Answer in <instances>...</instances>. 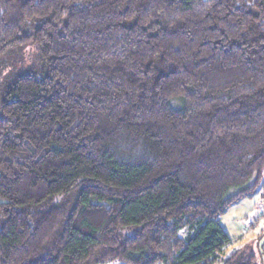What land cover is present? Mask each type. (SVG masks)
Segmentation results:
<instances>
[{
  "label": "trees",
  "instance_id": "16d2710c",
  "mask_svg": "<svg viewBox=\"0 0 264 264\" xmlns=\"http://www.w3.org/2000/svg\"><path fill=\"white\" fill-rule=\"evenodd\" d=\"M7 59L0 264H264V0H0Z\"/></svg>",
  "mask_w": 264,
  "mask_h": 264
},
{
  "label": "rangeland",
  "instance_id": "374dc122",
  "mask_svg": "<svg viewBox=\"0 0 264 264\" xmlns=\"http://www.w3.org/2000/svg\"><path fill=\"white\" fill-rule=\"evenodd\" d=\"M32 44H29L28 47L24 51V57L27 63L26 67H29L33 64L34 61V47ZM16 54V53H15ZM14 59H7L1 64L0 71V96L1 90L4 87L5 83H7L12 74L9 70L12 66H14ZM25 64V63H24ZM20 70H23L21 67ZM264 187V181L263 186ZM261 188V189H262ZM261 189L258 193L251 197H245L237 204L231 206L228 212L223 216L222 223L224 226L228 228L230 233L233 235L234 241L232 245L228 248V251L234 250L235 248H239L245 246L247 244H251L255 249L256 244V236L258 235V230L264 229V194H261ZM264 192V188L262 189ZM252 222V223H251ZM255 224V227L252 226ZM257 230V232H256ZM255 237V239H254ZM257 250V248H256ZM264 255V254H263ZM104 264H131L125 262L123 260H114L109 261Z\"/></svg>",
  "mask_w": 264,
  "mask_h": 264
},
{
  "label": "crops",
  "instance_id": "0c3cea01",
  "mask_svg": "<svg viewBox=\"0 0 264 264\" xmlns=\"http://www.w3.org/2000/svg\"><path fill=\"white\" fill-rule=\"evenodd\" d=\"M225 228L228 230V228L225 226ZM228 232L230 233V231L228 230ZM231 234V233H230ZM232 235V234H231ZM232 237H233V235H232Z\"/></svg>",
  "mask_w": 264,
  "mask_h": 264
}]
</instances>
